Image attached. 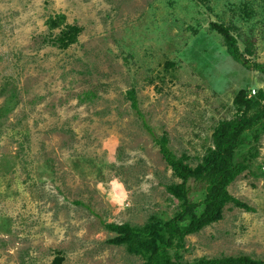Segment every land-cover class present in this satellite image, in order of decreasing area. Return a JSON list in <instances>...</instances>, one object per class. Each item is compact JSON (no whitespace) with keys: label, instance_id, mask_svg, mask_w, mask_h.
Here are the masks:
<instances>
[{"label":"rangeland","instance_id":"rangeland-1","mask_svg":"<svg viewBox=\"0 0 264 264\" xmlns=\"http://www.w3.org/2000/svg\"><path fill=\"white\" fill-rule=\"evenodd\" d=\"M214 22L264 63V0H0V264H143L105 225L159 226L179 211L166 186L180 180L144 122L194 167L238 90H264ZM67 26L78 31L64 44ZM252 145L255 175L228 186L252 210L225 205L185 237L182 262L264 260V133L239 154Z\"/></svg>","mask_w":264,"mask_h":264},{"label":"trees","instance_id":"trees-1","mask_svg":"<svg viewBox=\"0 0 264 264\" xmlns=\"http://www.w3.org/2000/svg\"><path fill=\"white\" fill-rule=\"evenodd\" d=\"M51 23L53 26L56 25L55 21ZM211 27L223 37L226 50L235 61L240 62L247 69H255L264 74V63L251 62V64L249 58H245L240 52L236 45L237 38L230 33L232 27L215 22ZM66 28L61 31L59 38L64 44L72 41L74 39L72 34H77L78 31L75 26ZM244 50L246 54H252L249 44ZM251 89L248 91L239 89L234 95L232 100L234 114L216 122L210 135L211 145L206 148L194 167L184 162L185 155L181 157L175 155L168 147L166 136H157L144 122L153 142L159 147L163 160L170 167L173 175L180 180L176 184L166 186V190L181 201L179 211L159 226L106 224L109 230L116 233L109 239L112 244L127 243L130 251L141 255L143 264H264V260L246 254L199 257L190 262H182L179 255L185 237L219 220L225 205L232 204L244 210H252L247 203L233 196L228 190L230 183L241 173L250 171L255 175L251 170V161L259 154L258 146L252 145L248 152L239 154L246 138L252 136L258 141L260 135L264 133V90L255 89V93L249 96ZM127 94L132 109L142 117L133 90L128 91ZM259 166L261 169L264 165ZM190 180L192 183H189ZM195 190L202 196L197 202L190 199V193ZM170 249L175 250L172 257Z\"/></svg>","mask_w":264,"mask_h":264},{"label":"built area","instance_id":"built-area-1","mask_svg":"<svg viewBox=\"0 0 264 264\" xmlns=\"http://www.w3.org/2000/svg\"><path fill=\"white\" fill-rule=\"evenodd\" d=\"M255 93V89H251L249 96L253 95ZM264 168V166H262Z\"/></svg>","mask_w":264,"mask_h":264}]
</instances>
